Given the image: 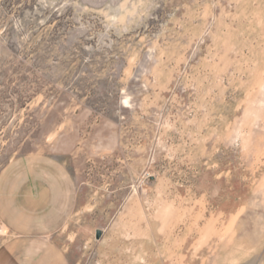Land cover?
<instances>
[{
    "label": "rangeland",
    "instance_id": "obj_1",
    "mask_svg": "<svg viewBox=\"0 0 264 264\" xmlns=\"http://www.w3.org/2000/svg\"><path fill=\"white\" fill-rule=\"evenodd\" d=\"M54 174L56 234L0 214V244L50 238L67 264H207L237 228L264 247V0H0V189Z\"/></svg>",
    "mask_w": 264,
    "mask_h": 264
},
{
    "label": "crops",
    "instance_id": "obj_2",
    "mask_svg": "<svg viewBox=\"0 0 264 264\" xmlns=\"http://www.w3.org/2000/svg\"><path fill=\"white\" fill-rule=\"evenodd\" d=\"M53 178L48 181L37 177L34 179L35 183L26 181L14 197L4 194L2 189L4 187L0 189L1 221L11 237H50L56 234L55 226L60 224V220L64 222L72 208L73 200L68 181L57 180L55 174ZM23 188H26L24 192ZM235 231L237 238L233 241L231 256L227 259L207 261V264H264V247L262 245L257 247L256 240L251 245L243 244L242 239L238 238L243 235V230L237 228ZM0 264L67 263L62 251L50 238H46L45 241L37 242H33L32 239L29 241L9 239L1 243Z\"/></svg>",
    "mask_w": 264,
    "mask_h": 264
}]
</instances>
